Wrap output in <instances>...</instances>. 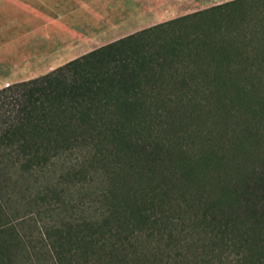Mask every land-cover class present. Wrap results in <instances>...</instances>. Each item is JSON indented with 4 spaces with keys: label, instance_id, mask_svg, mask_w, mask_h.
<instances>
[{
    "label": "trees",
    "instance_id": "1",
    "mask_svg": "<svg viewBox=\"0 0 264 264\" xmlns=\"http://www.w3.org/2000/svg\"><path fill=\"white\" fill-rule=\"evenodd\" d=\"M202 11L14 83L25 97L0 89V188L82 213L41 227L35 263L0 198V264H264V133L221 138L184 170L146 179L90 147L150 171L179 164L220 129L264 124V15L243 41L145 39Z\"/></svg>",
    "mask_w": 264,
    "mask_h": 264
},
{
    "label": "crops",
    "instance_id": "2",
    "mask_svg": "<svg viewBox=\"0 0 264 264\" xmlns=\"http://www.w3.org/2000/svg\"><path fill=\"white\" fill-rule=\"evenodd\" d=\"M239 0H0V88L103 44ZM247 1V0H244Z\"/></svg>",
    "mask_w": 264,
    "mask_h": 264
},
{
    "label": "rangeland",
    "instance_id": "3",
    "mask_svg": "<svg viewBox=\"0 0 264 264\" xmlns=\"http://www.w3.org/2000/svg\"><path fill=\"white\" fill-rule=\"evenodd\" d=\"M262 15H264V0H247L216 9H207L194 16L176 21L170 24V26L158 27L154 33L152 32L151 35L146 36L145 39H174L180 35L195 41L202 40L231 43L241 38H243V41L245 39L244 37L254 34L253 30L258 26V19ZM1 84L2 87L0 89L5 88L8 94L25 97L23 93L13 87V82L11 83V80H2ZM6 84H8V86H6ZM3 95L4 96L1 98L2 100L5 99L6 94ZM83 120L85 119L83 118ZM239 132L264 133V124L240 123L220 129L205 139L196 151L184 161L171 167L150 171L136 169L121 163L110 155L106 149L99 146L98 143L97 147L93 143L94 141H91L89 137L88 139L91 149L108 166L113 167L117 171L126 172L146 179L148 177L167 176L184 170L197 161L205 150L216 141ZM31 190L34 192L35 187L31 186ZM0 198L7 202L8 215L15 220L17 227L25 234L33 246L34 251L31 249V253L25 257V260L31 259L35 263L44 262L40 253V250L45 245V240L40 234L41 227L55 221L58 218V212H62V215L71 216L73 218L82 215L81 211H71V203L67 200L62 204L48 199L41 207H35L30 204L26 205L28 202H31L33 198H19V185L0 188Z\"/></svg>",
    "mask_w": 264,
    "mask_h": 264
},
{
    "label": "built area",
    "instance_id": "4",
    "mask_svg": "<svg viewBox=\"0 0 264 264\" xmlns=\"http://www.w3.org/2000/svg\"><path fill=\"white\" fill-rule=\"evenodd\" d=\"M6 86H8V84H6Z\"/></svg>",
    "mask_w": 264,
    "mask_h": 264
}]
</instances>
